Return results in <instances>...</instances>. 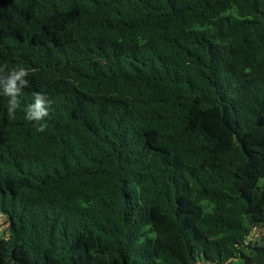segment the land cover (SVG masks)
I'll return each instance as SVG.
<instances>
[{
    "label": "trees",
    "instance_id": "trees-1",
    "mask_svg": "<svg viewBox=\"0 0 264 264\" xmlns=\"http://www.w3.org/2000/svg\"><path fill=\"white\" fill-rule=\"evenodd\" d=\"M4 66L0 264H264V0H0Z\"/></svg>",
    "mask_w": 264,
    "mask_h": 264
},
{
    "label": "clouds",
    "instance_id": "clouds-1",
    "mask_svg": "<svg viewBox=\"0 0 264 264\" xmlns=\"http://www.w3.org/2000/svg\"><path fill=\"white\" fill-rule=\"evenodd\" d=\"M6 67H0V89L3 95L9 97L7 111L9 116H13L21 106L19 99L21 90L28 86L29 81L26 77L29 75L28 70L24 67H14L7 74ZM51 101L39 92L33 93V102L28 104L24 109L25 119L34 122L33 126L37 132H44L47 128L45 118L49 116V107Z\"/></svg>",
    "mask_w": 264,
    "mask_h": 264
},
{
    "label": "rangeland",
    "instance_id": "rangeland-1",
    "mask_svg": "<svg viewBox=\"0 0 264 264\" xmlns=\"http://www.w3.org/2000/svg\"><path fill=\"white\" fill-rule=\"evenodd\" d=\"M7 228H8L7 218L4 216H0V234H5L7 232ZM262 236H264V230L262 229L256 230L252 235V237L255 238H261Z\"/></svg>",
    "mask_w": 264,
    "mask_h": 264
}]
</instances>
